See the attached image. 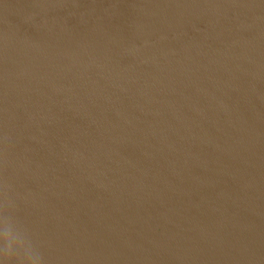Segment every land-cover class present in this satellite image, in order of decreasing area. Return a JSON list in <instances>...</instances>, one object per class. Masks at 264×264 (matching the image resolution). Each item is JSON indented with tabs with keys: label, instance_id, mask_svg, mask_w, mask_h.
Instances as JSON below:
<instances>
[{
	"label": "water",
	"instance_id": "95a60500",
	"mask_svg": "<svg viewBox=\"0 0 264 264\" xmlns=\"http://www.w3.org/2000/svg\"><path fill=\"white\" fill-rule=\"evenodd\" d=\"M0 264H264V0H0Z\"/></svg>",
	"mask_w": 264,
	"mask_h": 264
}]
</instances>
